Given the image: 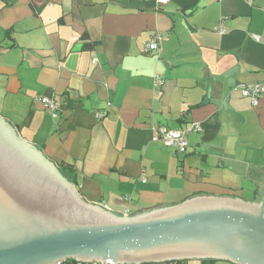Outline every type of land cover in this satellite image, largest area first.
Here are the masks:
<instances>
[{"label":"crops","instance_id":"0c3cea01","mask_svg":"<svg viewBox=\"0 0 264 264\" xmlns=\"http://www.w3.org/2000/svg\"><path fill=\"white\" fill-rule=\"evenodd\" d=\"M262 8L0 0V117L57 167L71 165L81 198L122 215L203 196L260 204L264 96L252 107L237 87L264 82ZM156 33L164 39L147 52ZM41 96L56 98L57 118ZM191 124L201 131L188 133L185 154L152 140L156 127Z\"/></svg>","mask_w":264,"mask_h":264},{"label":"water","instance_id":"95a60500","mask_svg":"<svg viewBox=\"0 0 264 264\" xmlns=\"http://www.w3.org/2000/svg\"><path fill=\"white\" fill-rule=\"evenodd\" d=\"M261 194L257 205L203 196L125 216L81 198L0 117V264H264Z\"/></svg>","mask_w":264,"mask_h":264},{"label":"built area","instance_id":"2783aa9c","mask_svg":"<svg viewBox=\"0 0 264 264\" xmlns=\"http://www.w3.org/2000/svg\"><path fill=\"white\" fill-rule=\"evenodd\" d=\"M157 4L164 6L170 2V0H156ZM250 2V1H249ZM262 14L264 15V8H262ZM220 34L224 33L223 24H219L218 28H214ZM164 39V35L161 33H156L152 36L151 40L146 44L147 52L158 51L161 42ZM161 79L156 77L154 80V90L159 91L161 87ZM240 95L248 99L252 107H257L259 99L264 96V82L254 84V85H241L237 87ZM42 105L43 109L48 111L52 118H57L59 116V103L54 96H41L36 98ZM104 116L103 112L97 114L98 118ZM201 126L199 124H191L188 129L173 130L167 128L156 127L154 128V135L152 140L155 142H160L164 147L172 148L180 154H185L188 142L187 136L190 132H200ZM111 260H104V264H113ZM59 264H100L96 261L91 262H79L74 260H66Z\"/></svg>","mask_w":264,"mask_h":264},{"label":"trees","instance_id":"16d2710c","mask_svg":"<svg viewBox=\"0 0 264 264\" xmlns=\"http://www.w3.org/2000/svg\"><path fill=\"white\" fill-rule=\"evenodd\" d=\"M92 45H86L84 48L89 49ZM58 169L60 173L71 183L76 187V181L74 177V169L69 164L60 163L58 165ZM188 261H173V262H167V263H161V264H187ZM199 264H217V261L214 260H202L198 261Z\"/></svg>","mask_w":264,"mask_h":264},{"label":"rangeland","instance_id":"374dc122","mask_svg":"<svg viewBox=\"0 0 264 264\" xmlns=\"http://www.w3.org/2000/svg\"><path fill=\"white\" fill-rule=\"evenodd\" d=\"M195 262L194 261H191L189 264H194Z\"/></svg>","mask_w":264,"mask_h":264}]
</instances>
